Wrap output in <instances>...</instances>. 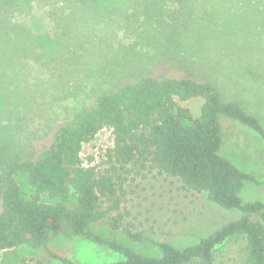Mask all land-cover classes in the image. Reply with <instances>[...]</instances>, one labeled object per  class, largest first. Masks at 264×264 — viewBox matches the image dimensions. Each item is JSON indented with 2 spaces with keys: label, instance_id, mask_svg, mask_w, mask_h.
Segmentation results:
<instances>
[{
  "label": "rangeland",
  "instance_id": "1",
  "mask_svg": "<svg viewBox=\"0 0 264 264\" xmlns=\"http://www.w3.org/2000/svg\"><path fill=\"white\" fill-rule=\"evenodd\" d=\"M56 1L0 0V188L8 159L33 151L55 123L97 92L144 72L174 70L209 79L222 99L237 101L264 126V0ZM56 16L60 28L74 22L72 33L56 27ZM179 104L197 117L202 99ZM223 129L220 153L256 179L244 182L240 197L262 199L264 141L233 120H225ZM111 146L112 132L102 128L83 144L84 163L108 167ZM125 169L117 171L120 227L94 229L139 253L157 254L150 239L191 245L241 215L157 168L137 163ZM18 181L28 196L25 175L18 174ZM40 199L56 201L45 193ZM48 245L77 264L121 259L75 235L60 233ZM244 251V237H232L215 250L214 264H242ZM43 256L41 247L22 245L3 251L0 264Z\"/></svg>",
  "mask_w": 264,
  "mask_h": 264
},
{
  "label": "trees",
  "instance_id": "2",
  "mask_svg": "<svg viewBox=\"0 0 264 264\" xmlns=\"http://www.w3.org/2000/svg\"><path fill=\"white\" fill-rule=\"evenodd\" d=\"M55 22L63 33H72L74 22L69 28L58 27L57 16ZM194 98L202 99L197 117L179 104ZM225 120L247 126L264 141V126L255 115L237 101L222 99L209 79L191 73L144 72L97 92L55 123L33 151L11 157L3 165L0 258L6 249L28 245L41 247L44 256L23 264H45L53 259L77 264L48 245L51 237L64 233L121 255L119 260L97 264H214L219 246L243 236L242 264H264V197L246 202L240 197L244 182L256 179L220 153ZM102 128L112 132L108 167L92 165L91 159L84 163L81 156L83 144ZM137 163L157 168L176 178L183 188L203 192L208 201L237 209L241 215L185 247L150 239L157 254L139 253L104 236L94 226L120 227L122 182L117 171ZM18 174L27 179L28 196ZM42 193L56 201H41Z\"/></svg>",
  "mask_w": 264,
  "mask_h": 264
}]
</instances>
